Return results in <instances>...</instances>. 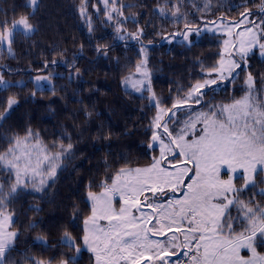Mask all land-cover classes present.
I'll use <instances>...</instances> for the list:
<instances>
[{"label":"snow or ice","instance_id":"6c2138e0","mask_svg":"<svg viewBox=\"0 0 264 264\" xmlns=\"http://www.w3.org/2000/svg\"><path fill=\"white\" fill-rule=\"evenodd\" d=\"M99 2L104 6L106 22L116 21L120 40L141 42L144 58L136 64L135 74L123 83L131 84L136 92L150 93L147 99L157 111L148 147H158L159 156L153 157L147 167L119 169L110 184H101L99 193L88 191L91 214L83 220L80 243L65 231L60 243L75 255L61 259L59 264H79L85 249L92 253L94 264H144L145 260L149 264H264V253L258 251V247H264V205L256 200L257 196L264 198V188L252 191L255 177L264 173V89L257 90L255 78L248 72L242 96L230 103L205 104L206 110L193 109L209 91L215 93L225 82L234 83L239 76L237 70L246 71L255 51L264 57V0L258 19H252L253 13L245 7L240 20L220 17L219 22L209 21L203 29L181 13L179 3L184 0L172 5L171 18L176 23L183 21L184 26L163 37L166 42L191 43L190 36H199L202 31L221 32L227 38L223 39L217 62L202 69L204 78L177 96L171 107H164L152 91L143 29L119 35L126 32L117 19L123 16L125 5L118 0ZM167 2L158 6L161 16L167 15ZM87 6L88 0H82L80 14L89 20L91 31ZM193 6L201 11L198 5ZM210 6V0H205L204 9ZM24 7L32 12L12 22L0 21V51L6 49L10 56H14L16 37L30 38L35 31L31 17L38 0H27ZM209 24L216 26L210 28ZM236 28L241 30L234 31ZM48 79L36 77L34 87L42 90V82ZM11 86L0 75V92ZM17 103L15 97L7 99L0 112V126ZM170 124L175 127L170 129ZM72 148L71 143L63 142L49 147L29 128L23 135L9 138L7 147L0 150V175L8 184L5 190V182H0V264H8V255L19 236L13 230L10 203L25 189L42 192L49 181L54 182ZM239 181L242 183L237 186ZM245 192L251 193L250 198H241ZM116 202L120 204L118 209ZM244 251L248 255H243ZM34 264L51 261L36 260Z\"/></svg>","mask_w":264,"mask_h":264},{"label":"trees","instance_id":"16d2710c","mask_svg":"<svg viewBox=\"0 0 264 264\" xmlns=\"http://www.w3.org/2000/svg\"><path fill=\"white\" fill-rule=\"evenodd\" d=\"M26 3L27 0H0V21L12 22L32 12L24 7ZM81 3L82 0H39L31 17L36 26L34 33L30 38L16 37L14 56L0 52V70L14 85L0 92V112L9 97L18 101L0 126V150L7 147L9 138L23 135L29 128L49 147L60 142L73 145L71 156L54 182L42 192L25 189L10 203L15 216L13 228L19 236L8 255V264H34L36 260L56 264L73 255L75 252L60 241L67 231L80 243L83 220L91 214L88 191L102 190L101 184L110 183L119 169L149 165L159 155L158 147H148L156 108L147 96L122 87L123 78L135 72L136 64L143 59L141 42L120 40L116 21L106 22L99 0H88L89 31V20L80 14ZM118 3L125 5V27L136 32L143 29L142 44L146 46L153 87L162 105L171 107L177 96L204 78L202 69L217 62L222 37L204 33L190 44H170L163 37L184 26L183 21L176 23L171 18L172 5L179 0H168L165 16L158 13V6H164L165 0ZM204 3L205 0H184L179 3L180 11L198 26L220 17L238 21L245 7L258 19L261 6V0H210L211 6L205 10ZM248 70L257 89H264V58L255 53L246 71L237 70L239 76L234 83L225 82L215 93L209 91L200 105L193 106L206 110L205 104L213 100L239 98L244 94ZM39 73L52 74L53 86L42 90L34 87L32 76ZM0 181L5 182L7 190L5 176L0 175ZM250 196L245 192L241 198ZM256 200L264 205V198L257 196ZM91 262V253L83 250L79 264Z\"/></svg>","mask_w":264,"mask_h":264},{"label":"rangeland","instance_id":"374dc122","mask_svg":"<svg viewBox=\"0 0 264 264\" xmlns=\"http://www.w3.org/2000/svg\"><path fill=\"white\" fill-rule=\"evenodd\" d=\"M38 2H39V0H38ZM125 18H128L124 13H123V16L122 17H118L117 19L120 21V24L122 25V28L124 29V30H126V32L125 31H122L121 33H119V35H126V34H128V33H136V31H134V30H131V29H129V28H126L125 27V25L122 23V21H124V20H126ZM18 19V18H17ZM252 19H255V17L254 16H252ZM16 20V19H15ZM14 21V20H13ZM217 22H219V20H216ZM226 21H228V20H226ZM32 23V22H31ZM207 22H205V23H203V24H200V25H198V27H200L201 29H203L204 28V25L206 24ZM33 24V23H32ZM34 25V24H33ZM9 26H11V24L9 25ZM216 25H212V24H209L208 25V27H210V28H214ZM34 28L36 29V26L34 25ZM178 30H181V29H178ZM178 30H176L175 32H177ZM241 29L240 28H236V29H234V31H240ZM174 32V33H175ZM204 33H210V34H217V35H220L221 37H222V39H225V38H227L226 36H225V34H223V33H221V32H212V31H202L201 32V34L199 35V36H201L202 34H204ZM199 36H197L196 34H193L192 36H190V41H191V43L194 41V40H196ZM175 42V41H174ZM174 42H172V43H174ZM172 43H170V44H172ZM184 43H187V44H190L189 42H184ZM222 43H223V40H222ZM144 45V44H143ZM145 46V45H144ZM12 49H13V47H12ZM4 51H6L7 52V50L5 49V50H3V51H0V52H4ZM255 53L258 55V56H260L259 55V52L258 51H255ZM251 56V55H250ZM147 57H148V54H147ZM261 57V56H260ZM144 58V57H143ZM250 58V57H249ZM262 58H264V57H262ZM148 60V59H147ZM246 68L248 69L249 68V59H248V62H247V66H246ZM147 69H148V71H149V73H150V70H149V66H148V61H147ZM248 72H250V70H248ZM247 72V73H248ZM135 74V72H133V73H130L129 75H127L126 77H129L130 75H134ZM0 75H3L2 74V70H0ZM247 75V74H246ZM38 76H40V77H45V76H47L49 79L47 80V81H43L42 82V85H43V88H50V87H52L53 86V77H52V74H45V73H39V74H34L33 76H32V78L34 79V82H35V78L36 77H38ZM3 77H4V80L5 81H7V82H9V84H11V83H13V81L12 80H10V79H8V78H6L4 75H3ZM125 77V78H126ZM125 78H123V80H122V87L124 88V89H127V90H132V91H135L132 87H131V84H129V85H125L124 83H123V81L125 80ZM150 80H151V88H152V91L155 93V96L158 98V96H157V94H156V92H155V89H154V87H153V83H152V79H151V74H150ZM20 82V81H19ZM255 86H256V88H257V83L255 82ZM258 90V89H257ZM136 92V91H135ZM137 93H140V92H137ZM140 94H143V95H145V96H149L150 95V93H148L147 91H144L143 93H140ZM262 95H264V92H262L261 93ZM242 96V95H241ZM232 100H230V101H228V100H220V99H216V100H213L212 101V103L211 104H224V103H230ZM164 107H166V106H164ZM193 109L194 110H205V109H198V108H195L194 106H193ZM184 117L182 116L181 117V119H183ZM169 127H170V129H173L175 126L174 125H172V124H170L169 125ZM159 156V155H158ZM157 156V157H158ZM66 160L64 161V163H63V166L66 164ZM150 165V164H149ZM148 165H146V166H141V167H124V168H129V169H135V168H143V167H147ZM189 167H190V165H189ZM59 171H60V169H58V171H57V175H58V173H59ZM57 177V176H56ZM225 179L227 178L226 176L224 177ZM255 180H256V187L254 188V189H256L257 191H259V189H262V188H264V173H262V174H258L256 177H255ZM0 182H3V181H0ZM52 181H49L48 182V186H49V184L51 183ZM111 183V182H110ZM109 183V184H110ZM47 186V187H48ZM237 186H238V182H237ZM47 187H45V188H47ZM103 190V189H102ZM102 190H100V191H97V193H99V192H101ZM181 195V193H177V196H180ZM119 200V197H116V201H118ZM114 206L118 209L119 207H120V204L118 203V202H116L115 204H114ZM13 219L15 220V216L13 217ZM102 223H104V222H102ZM13 230H15L14 228H13ZM16 231V230H15ZM162 238V237H161ZM262 248V247H261ZM86 250V249H85ZM258 251H260V252H262V253H264L263 252V249H262V251L260 250V247H258ZM82 254V253H81ZM81 254H80V256H81ZM242 254L243 255H248V253L246 252V251H244V252H242ZM73 255H75V253L73 254ZM91 255H92V253H91ZM79 256V257H80ZM173 259H175V257L173 258ZM43 261H46V260H43ZM47 262V261H46ZM56 264H59V262H57ZM91 264H94V257H93V255H92V262H91ZM144 264H149V262L147 261V260H145L144 261Z\"/></svg>","mask_w":264,"mask_h":264},{"label":"built area","instance_id":"2783aa9c","mask_svg":"<svg viewBox=\"0 0 264 264\" xmlns=\"http://www.w3.org/2000/svg\"><path fill=\"white\" fill-rule=\"evenodd\" d=\"M183 259V257H181Z\"/></svg>","mask_w":264,"mask_h":264}]
</instances>
